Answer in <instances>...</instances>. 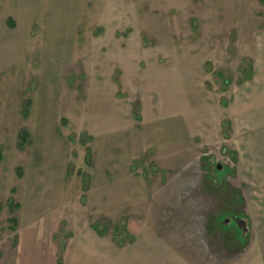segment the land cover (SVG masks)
I'll use <instances>...</instances> for the list:
<instances>
[{
  "label": "rangeland",
  "instance_id": "rangeland-1",
  "mask_svg": "<svg viewBox=\"0 0 264 264\" xmlns=\"http://www.w3.org/2000/svg\"><path fill=\"white\" fill-rule=\"evenodd\" d=\"M259 1L0 0V264L53 263L80 222L124 232L139 182L166 215L199 198L184 182L231 181L226 107L250 73L238 42ZM97 186L120 222L98 221ZM246 203L223 201L212 231L240 239L216 264H264Z\"/></svg>",
  "mask_w": 264,
  "mask_h": 264
},
{
  "label": "crops",
  "instance_id": "crops-1",
  "mask_svg": "<svg viewBox=\"0 0 264 264\" xmlns=\"http://www.w3.org/2000/svg\"><path fill=\"white\" fill-rule=\"evenodd\" d=\"M258 3L257 10H254L250 14L251 16L249 15L245 32L241 33L238 42L241 45L239 54L248 60L250 73L238 86V91H233L232 98L226 107L225 117L230 123L231 136L238 158L231 181L209 185L206 181L208 177L205 175V181L203 177H200L201 181H198L197 184L194 180L184 182L185 188L199 190V198L183 199V203L180 201L177 203L175 199H172L170 205L173 208L169 210L172 212H168L166 215L154 214V200L152 197L144 196V188L141 186L143 184L139 182L134 190L138 189L140 193L134 194L138 197L129 208L130 214L123 216L126 217L125 222L127 221V228L124 232L120 230L111 233L105 232L93 223L80 222L63 246L57 242L53 244V251L55 255L59 254L60 258L55 256L53 263L50 259L47 261L45 259L40 264H216L218 262L216 257L211 255L223 253L224 250L232 252L238 247L240 229L238 226L234 227V235L224 244L220 231L218 233L216 230L212 231L211 226L220 228L218 217L221 214L218 215V213L223 210V201L232 198V196L237 198L239 195L241 197L246 195L248 198V203H246L248 206L246 217L248 218L242 217L241 219L251 223L247 224L246 235H249L248 233L253 228L254 236L260 235L258 236L262 244L260 248L263 251L264 0H260ZM205 26L208 30L215 29L212 26ZM221 30H211L215 34H208L207 30L203 29L201 31L207 37L214 36L216 41H219L218 34H222ZM224 40L228 42L227 38ZM221 42L219 41V43ZM225 58H227V54L224 50L221 56V59L224 60L222 66L226 65ZM219 61L221 60H214V63L219 64ZM242 124L247 126L250 133L246 143L248 157L246 163L241 159V147L234 143H238L239 137L243 135L239 133V127ZM127 184V182H123L119 189H124ZM96 188L97 191L93 195L99 196L89 200V204L101 212L98 221L103 219L107 225L112 221L116 222V219L120 222L123 217L117 218L115 213V216H112L113 219L109 217L112 205L109 195L106 197L105 192L99 186ZM255 191L258 192V195H254ZM151 193L153 196V191ZM180 204L183 208H174ZM239 205L241 208L245 204L240 203ZM187 210L189 212H186ZM125 212H127L126 209ZM238 222H240L239 219ZM208 229L210 230L208 231ZM122 234L127 236V240L118 242L117 238H121Z\"/></svg>",
  "mask_w": 264,
  "mask_h": 264
}]
</instances>
